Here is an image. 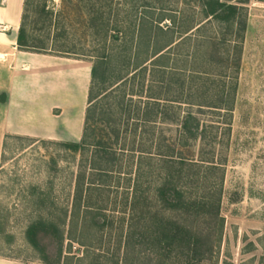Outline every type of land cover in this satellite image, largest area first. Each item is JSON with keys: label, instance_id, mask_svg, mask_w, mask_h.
<instances>
[{"label": "rangeland", "instance_id": "1", "mask_svg": "<svg viewBox=\"0 0 264 264\" xmlns=\"http://www.w3.org/2000/svg\"><path fill=\"white\" fill-rule=\"evenodd\" d=\"M113 2V11L109 14L110 27L107 32L97 35L86 24L79 0H46L47 10L66 12L65 17L50 29L49 48L61 54L47 56L67 58L91 67L97 59L112 57L110 66L124 78L116 86L114 96L122 95L125 88L134 91L133 101H139L137 96H141L142 107L150 101L148 97L151 93L161 95L159 97L163 99L169 97L171 101L187 100L191 78L196 77L192 78L193 84L200 85L198 76L191 72L193 69L213 75L211 92L217 91L216 88L222 89L224 83L231 87V70L220 78L216 75L220 70L215 68L221 63L225 67L233 65L224 55L233 51L235 42L221 49L210 41L203 45L205 41L202 39L217 38L213 28L207 25L201 32L186 36L189 38L183 34L191 24L202 21L200 0ZM145 2L149 3L152 11L146 12L140 7ZM245 11L247 31L230 137L224 135V126H219V123H225L226 117L223 119L208 114L206 118L218 126L219 144L223 143L227 148L222 201V216L226 225L222 240L215 245L210 264H264V0H248ZM145 13L176 19L174 33L161 39L159 46L167 45L170 38L183 40L176 51L179 54L177 65L172 69L157 70L150 63L145 65L148 66L146 71L136 69L147 56L143 54L139 60L135 57L138 47L144 49L145 46V43H140L141 37L131 32L121 34L119 40L113 38L119 34H116L113 22L125 19L136 22ZM166 26L172 27L173 24L169 21L162 24V27ZM50 30H43L37 35L47 39ZM195 53L197 59H194ZM114 54L118 56L113 58ZM33 65L39 66L45 74L64 72L62 64H45L42 60H35ZM7 70H0L3 80L10 75ZM60 80L57 84L69 90V82ZM184 81L185 90L181 91L179 85ZM170 83L171 88H168ZM3 97L5 94L1 92L2 100ZM160 103L162 110L166 103ZM169 108L174 113V119L188 111L186 104L176 102L169 103ZM137 109L134 103L129 122L115 117L121 134L119 146L114 147L119 156L115 161L114 174L102 179L92 172L94 148L74 153L61 145L77 143L72 138L64 141L51 139L41 128L35 131V136H14L6 133L3 126L0 127L1 256L21 260L25 264L44 257L52 264H136L139 260H142L140 264H180L175 259L179 252L156 247L154 237L158 232V223H152L150 216L140 220L139 215L147 216L157 208L154 192L160 181L161 159L153 151L156 140L164 137L168 145L177 147V151H181L189 161L196 150L179 148L177 122L164 123L158 119L152 124L137 116ZM193 111L197 112L196 109ZM2 118L0 114V125ZM44 123L49 126L47 120ZM63 130L56 127L58 134H63ZM58 137L61 138L60 135ZM188 172L192 176L194 171ZM81 173L87 177L80 207L84 214H81L83 220L80 218L73 223L71 213L75 210L76 183ZM218 176V173L211 176V184H216ZM91 181L95 183L93 186H90ZM214 187L216 191L218 187ZM192 193L194 197L196 192L193 190ZM40 220L58 222L42 223L47 229L40 242L45 247L44 251L35 249L26 235L28 228ZM188 225L197 229L201 223Z\"/></svg>", "mask_w": 264, "mask_h": 264}, {"label": "trees", "instance_id": "2", "mask_svg": "<svg viewBox=\"0 0 264 264\" xmlns=\"http://www.w3.org/2000/svg\"><path fill=\"white\" fill-rule=\"evenodd\" d=\"M114 0H79L80 10L86 16V24L96 32L97 35L107 32L110 27V15L113 11ZM248 0H200V8L203 14L202 21L193 23L183 34L201 32L202 29L210 26L215 31L216 39L204 40L203 45L212 42L218 49L225 47L228 43L235 42L233 51L228 52L224 57L233 63L225 67L224 64H218L215 68L220 70L216 75L226 76L231 70L230 78L233 80L231 87L224 83L222 89L211 92L210 85L211 74L206 71L191 70L192 74L198 76L200 85L189 84V96L187 100L177 99L171 101L169 97L161 98V95L151 93L142 107L141 96H137L139 101L134 100V91L125 88L122 95L114 96L116 87L124 78L114 72L110 66L112 57H103L93 62L91 70V83L88 92V101L85 111V120L83 135L80 142L63 143L64 148L74 153L85 152L90 148L96 150L94 154L92 172L99 178L109 177L114 174L115 161L117 160V151L114 147L119 146L120 129L116 127L115 117L119 116L120 121H130L131 108L136 103L137 116L149 123H154L158 119L166 122L178 123V141L179 148H194L195 155L191 161L185 158L177 147L168 145L164 137L156 140L153 151L161 159V176L155 189L156 211H152L147 216L140 214L139 218H149L152 223H158V232L154 240L156 247L161 250L170 249L180 254L175 258L180 264H210L215 245L222 240L225 229V218L222 216V201L224 194L225 167L227 165V156L223 143L219 144L218 126L206 120L208 114L217 117H226L225 123H219L224 126L227 137L232 131L233 113L236 105L238 92L239 74L241 61L243 57V45L247 31V16L245 15V6ZM149 3L145 2L140 6L143 10L152 11ZM149 11V12H150ZM161 14V11H160ZM64 10H47L46 0H25L21 24L18 33V49L23 52L48 55L59 53L50 47L51 28L57 25L61 18H64ZM151 13L142 14L135 22L131 19L115 21L114 29L116 34L114 40H119L121 34L136 33L139 35L140 43H145L144 49L139 46L135 52L138 60L143 54H146L145 61L137 66L136 69L147 70L148 63L157 70L172 69L177 65L180 49L183 40L170 38L167 45L159 47L160 41L165 36L174 33L176 26L175 17H165L164 15L153 16ZM173 24L172 27H162L165 22ZM40 24L44 27L40 28ZM54 29V27H53ZM49 31L48 37H39L37 34L41 31ZM55 32V31H54ZM44 33V32H43ZM168 38V37H167ZM189 38V37H186ZM230 38V41H229ZM233 39V40H232ZM182 40V41H181ZM188 40V39H187ZM145 52V53H144ZM195 53V57L196 58ZM118 55L114 54L113 58ZM144 56V55H143ZM209 62H207V66ZM232 75V76H231ZM185 81L179 85V90H185ZM171 83L168 88H171ZM152 90V88H151ZM152 92V91H151ZM161 96V97H159ZM184 98V95H181ZM127 97L129 98L127 101ZM4 100V97H3ZM107 104H103V101ZM166 104L162 107L161 103ZM176 102L186 104L188 111L179 115L177 119L172 117L174 113L170 111L169 103ZM143 109H142V108ZM194 109L197 110L193 111ZM228 119V120H227ZM109 130V131H108ZM154 137V136H153ZM222 139V138H221ZM102 153V156L100 155ZM188 171L192 172L189 176ZM218 173L216 184H211V176ZM94 176V175H92ZM86 175L79 174L77 177V201L75 210L71 213V222L79 221L81 218V203L86 183ZM192 179L193 181H189ZM90 186L95 183L91 181ZM218 187L216 191L215 187ZM91 188V187H88ZM139 187L136 192L138 193ZM193 190L196 195L192 197ZM68 216V214H66ZM65 216V218H67ZM84 216V215H83ZM176 216V218H175ZM81 220H83L81 218ZM27 230L29 243L37 250L44 251L41 239L43 234L47 233L46 227L42 223H58L55 220L46 222L43 220L34 222ZM65 223V222H64ZM188 223H201L199 228L194 229ZM55 229V227H53ZM57 230V229H56ZM46 236V235H45ZM44 254V252H43ZM61 255V251H60ZM43 264H52L47 258L40 259ZM139 260L136 264H140ZM128 262V261H127ZM118 264V263H116Z\"/></svg>", "mask_w": 264, "mask_h": 264}, {"label": "crops", "instance_id": "3", "mask_svg": "<svg viewBox=\"0 0 264 264\" xmlns=\"http://www.w3.org/2000/svg\"><path fill=\"white\" fill-rule=\"evenodd\" d=\"M24 2L0 0V70L5 68L10 73L7 79L0 77V93L5 94L4 100L0 98V114L3 117L0 127L3 126L6 133L14 136H35V131L41 128L51 139L64 141L72 138L80 142L92 67L67 58L20 51L17 39ZM35 60H42L45 64H62L64 72L45 74L38 65H33ZM23 68L26 70L23 71ZM24 74L31 75L24 77ZM59 80H67L69 90L62 89V85L57 84ZM46 120L49 126L48 123L43 125ZM57 126L64 129L63 134L56 132ZM0 264L25 263L0 255Z\"/></svg>", "mask_w": 264, "mask_h": 264}, {"label": "built area", "instance_id": "4", "mask_svg": "<svg viewBox=\"0 0 264 264\" xmlns=\"http://www.w3.org/2000/svg\"><path fill=\"white\" fill-rule=\"evenodd\" d=\"M26 264H43V263L40 261H31V262H28Z\"/></svg>", "mask_w": 264, "mask_h": 264}, {"label": "bare ground", "instance_id": "5", "mask_svg": "<svg viewBox=\"0 0 264 264\" xmlns=\"http://www.w3.org/2000/svg\"><path fill=\"white\" fill-rule=\"evenodd\" d=\"M66 68V67H65ZM74 72V71H73Z\"/></svg>", "mask_w": 264, "mask_h": 264}]
</instances>
